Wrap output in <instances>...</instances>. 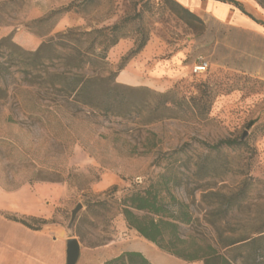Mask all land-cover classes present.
<instances>
[{
  "label": "rangeland",
  "instance_id": "rangeland-1",
  "mask_svg": "<svg viewBox=\"0 0 264 264\" xmlns=\"http://www.w3.org/2000/svg\"><path fill=\"white\" fill-rule=\"evenodd\" d=\"M254 1L264 14V0ZM201 18L203 24H187L168 0H0L1 84L7 90L0 98V242L4 232L23 224L15 218L32 230L61 226L81 242L78 264H103L138 239L126 235L115 207L90 209L89 199L106 198L113 186L114 197L121 198L175 164L187 187L176 190L177 196L197 216L223 218L221 230H233L237 238H262L242 252L264 258V42ZM114 26L109 32L118 42L107 51L108 68L124 66L117 82L127 70L138 84L125 85L147 89L133 94L143 106L138 113L149 121L160 101L154 93L174 90L167 98L174 103L157 115L159 121L145 125L138 113L121 119L77 107L43 79L46 70L77 65L87 52L99 50L104 37L81 32ZM29 32L54 42L35 55L34 43H16H25ZM145 38L143 49L132 55ZM202 60L209 69L194 73L193 64ZM196 96L198 114L188 105ZM225 139L241 143L218 150L208 145ZM209 187L223 194L241 189L238 203L226 212L223 197L202 198L200 190ZM79 203L83 209L69 228ZM207 226L202 221L195 230L210 240ZM105 244L112 245L110 253L100 249ZM151 246L156 264H204Z\"/></svg>",
  "mask_w": 264,
  "mask_h": 264
},
{
  "label": "trees",
  "instance_id": "trees-1",
  "mask_svg": "<svg viewBox=\"0 0 264 264\" xmlns=\"http://www.w3.org/2000/svg\"><path fill=\"white\" fill-rule=\"evenodd\" d=\"M168 1L172 4L174 12L184 19L187 24L193 25L194 21L204 23L199 15L184 7L178 0ZM220 1L239 7L243 13L254 19L238 1ZM70 10H72V5L64 9V11ZM58 12L60 11H54L53 14ZM116 27L81 32L85 36H91L95 33L101 34L104 40L99 50L93 48L91 52H87V60H81L77 65L68 63L62 69L46 70L43 79L50 87L63 94L64 98L67 99L66 103L70 100L77 107H87L95 113L126 119L143 108L142 104L135 101L133 94L145 92L147 89L142 86L133 87L117 82L119 70H122L124 66H121L117 71L109 70L107 51L118 42V39L111 38L109 31L114 30ZM73 33H76V31L70 30L68 32V34ZM53 42V38L49 41H43L36 50L31 51L35 55H41L46 48L51 47ZM146 43L147 38L141 42L132 55L139 53ZM46 59L51 60L50 57H46ZM62 60H65V58H62ZM2 72L3 67L0 63V98L4 99L7 96V90L1 84ZM173 92L174 90L166 93H154L160 101L151 108L153 114L148 118L149 121H146L148 116L145 117L141 113H138L137 118L140 121L142 120L145 125L159 121L162 116L157 115L161 111L169 110V104L174 103L167 99ZM200 103V97H192L188 103L190 110L198 114ZM58 106L60 108L65 107L64 104H58ZM236 143L241 142L225 139L216 144L208 145L212 149L218 150L222 146L232 147ZM175 151L178 152L179 150ZM180 174L181 169L179 166L167 164L164 166L163 172L155 179L149 180L144 186H136L121 198L114 197L118 186H113L112 189L106 192V198L101 200L89 199L87 206L90 209L102 207L108 210L115 207L123 216L129 229L136 230L140 236L154 243L163 251L185 261H203L204 264H264V258L258 260L256 256L252 258L242 252L243 249L262 238H237L234 236L233 230H221L219 222L223 218L216 221L209 214L202 217L197 216L192 210L191 204L177 196L176 190L183 187L187 190V187L183 186ZM200 191H203V199L216 196L223 197V203L227 207L226 212L233 209L241 194V189L226 194L220 193L212 187ZM217 209L216 204L211 214ZM15 220L28 225L24 220H18L17 218ZM202 221H205L208 225L207 227L214 236L213 239L209 240L202 232L195 230L196 226ZM184 227L189 229L185 231ZM33 229L38 230L40 227H34ZM103 264L152 263L141 252L125 251L106 260Z\"/></svg>",
  "mask_w": 264,
  "mask_h": 264
},
{
  "label": "crops",
  "instance_id": "crops-1",
  "mask_svg": "<svg viewBox=\"0 0 264 264\" xmlns=\"http://www.w3.org/2000/svg\"><path fill=\"white\" fill-rule=\"evenodd\" d=\"M236 1L241 3L254 19L243 13L239 7L228 2L220 0H178L184 7L192 10L200 17L213 18L222 24L231 25L264 42V24H262L264 23V14L258 5L254 0ZM25 38V43L24 41L16 43L28 48L30 43H34V46L30 47L31 50H36L44 41L32 32H29ZM171 73H174V71ZM120 82L129 85L138 84L137 77L130 76L127 70L120 74ZM122 220L127 231L126 235L131 234L138 239V242L108 255L106 260L125 251H138L152 264H156L149 257V252L153 251L151 245L154 243L140 236L136 230L129 229L123 217ZM18 225L14 226L15 228L10 230L11 232L2 234L1 239L5 241L0 242V261L7 259L12 264H66L68 235L63 227L54 226L52 229H48L45 225L38 230H32L23 224ZM111 247V244H105L100 249L110 253Z\"/></svg>",
  "mask_w": 264,
  "mask_h": 264
},
{
  "label": "water",
  "instance_id": "water-1",
  "mask_svg": "<svg viewBox=\"0 0 264 264\" xmlns=\"http://www.w3.org/2000/svg\"><path fill=\"white\" fill-rule=\"evenodd\" d=\"M247 133L242 136V139L246 137ZM83 209V204L79 203L72 210L71 220L69 222V228L74 226L79 212ZM82 245L77 237H70L67 240V250H66V264H78L81 257Z\"/></svg>",
  "mask_w": 264,
  "mask_h": 264
},
{
  "label": "built area",
  "instance_id": "built-area-1",
  "mask_svg": "<svg viewBox=\"0 0 264 264\" xmlns=\"http://www.w3.org/2000/svg\"><path fill=\"white\" fill-rule=\"evenodd\" d=\"M209 69V62L208 61H205V60H202V61H199V62H195L193 64V72L194 73H205L207 72V70Z\"/></svg>",
  "mask_w": 264,
  "mask_h": 264
}]
</instances>
